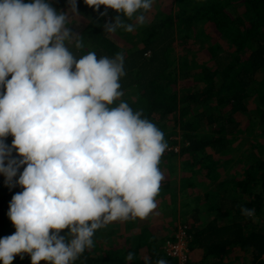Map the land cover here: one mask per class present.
<instances>
[{"label":"clouds","instance_id":"clouds-1","mask_svg":"<svg viewBox=\"0 0 264 264\" xmlns=\"http://www.w3.org/2000/svg\"><path fill=\"white\" fill-rule=\"evenodd\" d=\"M85 3L97 12L103 5L105 16L118 13L104 25L111 34L143 26L154 0ZM69 4L64 13L50 0H0V174L10 189L23 188L9 205L16 232L0 239L2 264L23 254L31 264H75L95 247L98 230L144 220L157 208L165 135L121 99L122 53L97 59L95 51L70 49L85 46L69 26L77 0ZM240 212L255 222L254 208ZM133 260L129 252L126 262Z\"/></svg>","mask_w":264,"mask_h":264},{"label":"trees","instance_id":"trees-1","mask_svg":"<svg viewBox=\"0 0 264 264\" xmlns=\"http://www.w3.org/2000/svg\"><path fill=\"white\" fill-rule=\"evenodd\" d=\"M50 3L58 12L70 6L69 0ZM77 8L79 16L73 15L83 22L78 35L85 47L76 50L69 45L70 49L77 55L95 51L97 59L124 55L126 75L120 81L121 99L133 110H142L163 131L168 143L161 157V164L166 166L161 169L165 180L178 173L175 163L181 160L182 198L197 193L193 181L200 171L209 169L210 162H221L222 156L231 158L243 137L249 138L246 128L255 121L262 126L264 136V0H154L143 26L132 33L120 29L111 34L105 32L104 25L114 22L118 15L115 10L108 9L105 16L103 5L97 12L85 0H77ZM252 98L257 105L253 118L248 108ZM246 123L249 126L245 127ZM176 126L181 134H177ZM13 140L9 134L5 143L11 147ZM12 156L23 159L18 150H13ZM240 166L237 176L223 178L205 194L203 204L208 212L224 215L198 226L199 214L195 212V221L187 223L190 252L203 250L202 259L190 260L189 264H234L235 248L246 256L240 264H264V230L258 220L264 213V146L259 151L255 147ZM0 175L2 239L16 232L7 213L13 196L23 188L17 185L10 189ZM240 206L255 209V222L241 215ZM149 218L143 220L144 225L152 223ZM139 221L125 222L129 231L120 235V244L113 241L112 226L98 230L95 247L86 250L75 264H155L161 258L167 264H177L164 250L166 241L174 236L162 234V225L145 226L131 234L130 228ZM129 252L134 253V260L126 262ZM23 255L24 259L16 256L13 264H31L30 256Z\"/></svg>","mask_w":264,"mask_h":264},{"label":"crops","instance_id":"crops-1","mask_svg":"<svg viewBox=\"0 0 264 264\" xmlns=\"http://www.w3.org/2000/svg\"><path fill=\"white\" fill-rule=\"evenodd\" d=\"M220 158L222 159L221 162L209 163V169L213 168L211 172H209V169H203L199 172V175L193 181V190H195L197 193L192 194L189 198H182L181 196L180 180H182L181 176H184V174L179 175L182 168V162L179 159V162L175 163L179 168L178 173L175 176H171V178L169 177V180H165L164 178L161 183L160 192L156 198L157 208L152 214H150L149 218V221H151L152 223L144 225L143 220L137 222L135 226L133 225L130 228L131 234L139 233L145 226L151 225H162V227H164L165 229L162 230L161 233L164 234L165 232L166 234L171 229L169 228V226L172 225L171 222L173 221V219H177L181 215L183 219L187 218V221L185 220L186 223H192L193 221H195L192 217L195 212L196 214L197 212L199 214V221L195 223L198 226H202L214 219H217L219 215L223 216V212L221 214H217L219 212H208L207 206L203 204L206 202L205 194L211 191L212 188L217 186L223 180V178H229L226 176L227 174L225 173V171L226 168L229 167L230 164H232L230 156H222ZM240 163L242 162H238V164ZM159 167L161 169H166V166L162 164H160ZM239 167H237V169ZM177 202L178 205L176 204ZM117 228H119L121 232L123 231L121 233L123 235L126 234L127 231H129V228H127L125 222L119 223V225H117ZM120 235L119 238H121ZM121 241H123V238ZM121 241L119 242V244L121 243ZM202 256L203 250L200 248H196L195 250L191 251V262H199L202 259Z\"/></svg>","mask_w":264,"mask_h":264},{"label":"rangeland","instance_id":"rangeland-1","mask_svg":"<svg viewBox=\"0 0 264 264\" xmlns=\"http://www.w3.org/2000/svg\"><path fill=\"white\" fill-rule=\"evenodd\" d=\"M166 5V4H165ZM161 6V5H159ZM155 9V7H154ZM153 9V10H154ZM70 10V6L66 7L63 12L64 13H69ZM232 10H235V7L232 8ZM70 19H72L73 21L70 23L71 26L74 27L76 34L78 35V33L81 32V30L83 29V22L81 23L80 21H78L75 17V15L70 14ZM83 21V20H82ZM257 105L255 100L250 99L248 101V108H249V115L253 118L254 117V112L257 111L256 109ZM172 122L176 121L175 118L171 119ZM175 123V122H174ZM172 124V123H170ZM249 126L248 123L245 124V127ZM251 130L252 133H248V131ZM262 126L258 125V122L255 121V125H251L249 129L246 128V132H245V136H248L249 138L246 140V137H243L244 142L238 146H236V149L234 151V153L231 156V163L229 167L226 168L225 173L227 174V177H232L233 175L237 176L239 174L237 167H239V165H242L243 160H246L249 158L250 156V152H253V149H257V151L260 150V147L263 145L264 146V136H262ZM176 131L177 134L180 133V129L176 126ZM176 139L180 140L179 136H175ZM244 151V152H243ZM242 162L240 164H238V162ZM179 161H176V163H178ZM244 165V164H243ZM241 167V166H240ZM237 169V170H236ZM242 170L244 171V168L242 167ZM241 173V172H240ZM1 177V175H0ZM203 190V189H201ZM178 205V202L176 203ZM155 211V210H154ZM260 215L263 216V218L259 217V223H260V228H263L264 230V213L261 212ZM187 218L183 219L182 216L180 215L177 219H173V221L171 222L172 225L169 226L170 231H169V236L172 237L174 235V233L183 225H187L186 221ZM257 221V219H256ZM119 223H124V222H113L110 224V226H112L111 229H109V231L112 233L113 235V241L115 240L117 241H121V238H119V235L123 232H121V230L119 228H117V225H119ZM186 223V224H185ZM188 226V225H187ZM235 256L237 257L236 260H234V264H240V262H243L244 258L246 257L242 251H240L238 248H235L234 250ZM190 256H191V252H190Z\"/></svg>","mask_w":264,"mask_h":264},{"label":"built area","instance_id":"built-area-1","mask_svg":"<svg viewBox=\"0 0 264 264\" xmlns=\"http://www.w3.org/2000/svg\"><path fill=\"white\" fill-rule=\"evenodd\" d=\"M178 151V147H174ZM174 239L166 241L164 250L166 254L175 259L177 264H189L191 260L190 250L188 248V226H181L175 233ZM264 260V255H263Z\"/></svg>","mask_w":264,"mask_h":264}]
</instances>
